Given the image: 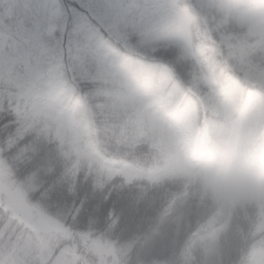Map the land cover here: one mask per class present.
Here are the masks:
<instances>
[{"label": "trees", "instance_id": "obj_1", "mask_svg": "<svg viewBox=\"0 0 264 264\" xmlns=\"http://www.w3.org/2000/svg\"><path fill=\"white\" fill-rule=\"evenodd\" d=\"M168 1L179 20L147 31L138 20L146 0L130 3L123 37L85 18L79 46L56 67L51 99L22 110L2 100L1 157L31 186V201L74 233L110 241L119 264H264V222L235 226L238 211L264 217V204L207 212L193 195L218 122L264 110V0ZM195 75L223 90L218 114L192 90ZM32 233L0 204V264H41L26 242Z\"/></svg>", "mask_w": 264, "mask_h": 264}, {"label": "rangeland", "instance_id": "obj_2", "mask_svg": "<svg viewBox=\"0 0 264 264\" xmlns=\"http://www.w3.org/2000/svg\"><path fill=\"white\" fill-rule=\"evenodd\" d=\"M135 2L63 0L60 5L57 0H0V104L6 99L15 109L22 110L47 97L51 99V88L61 70L56 67L67 56L66 51L70 55L79 46L81 33L86 30L84 19L97 17L112 33L123 37L120 23L126 22L124 9ZM141 10L145 16L140 12L138 20L144 19L141 28L145 31L158 20H179L174 4L168 0H146ZM176 37L182 38L181 29H177ZM195 51L202 56V41ZM200 61L204 63V59ZM192 90L211 102L213 113L220 112L223 90L211 89L200 75L194 76ZM61 122L65 131L72 126L68 114L63 115ZM81 153L86 160L99 165L97 155L82 148ZM1 156L0 150V204L28 222L33 233L26 242L36 249L41 264H119L117 250L110 241L90 232L74 233L60 217L49 214L41 203L31 201V186L13 178Z\"/></svg>", "mask_w": 264, "mask_h": 264}, {"label": "clouds", "instance_id": "obj_3", "mask_svg": "<svg viewBox=\"0 0 264 264\" xmlns=\"http://www.w3.org/2000/svg\"><path fill=\"white\" fill-rule=\"evenodd\" d=\"M210 157L197 166L193 195L198 208L258 210L264 204V110L242 111L218 122ZM236 228L252 231L264 217L237 212ZM250 264V258L245 261Z\"/></svg>", "mask_w": 264, "mask_h": 264}]
</instances>
